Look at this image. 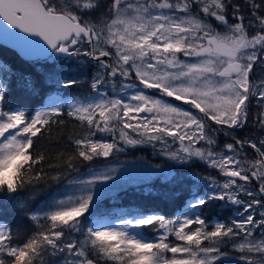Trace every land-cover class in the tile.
I'll use <instances>...</instances> for the list:
<instances>
[{
    "label": "snow or ice",
    "instance_id": "6c2138e0",
    "mask_svg": "<svg viewBox=\"0 0 264 264\" xmlns=\"http://www.w3.org/2000/svg\"><path fill=\"white\" fill-rule=\"evenodd\" d=\"M0 35L57 88L0 62V264H264V0H0ZM134 151L171 211L104 206Z\"/></svg>",
    "mask_w": 264,
    "mask_h": 264
},
{
    "label": "trees",
    "instance_id": "16d2710c",
    "mask_svg": "<svg viewBox=\"0 0 264 264\" xmlns=\"http://www.w3.org/2000/svg\"><path fill=\"white\" fill-rule=\"evenodd\" d=\"M0 62L8 63L20 72L23 71L25 74H32L36 81L39 95L29 96L27 93L21 91L19 88L13 90V101L22 105H27L31 110L33 106L39 107L44 104L48 96L54 94L57 91L55 85L51 84L47 80L49 69L53 65V62L46 59H36L35 61L25 59L20 56L17 51L11 47L0 44ZM72 70H75V65H72ZM86 88V86H85ZM85 89L67 90V94L71 95L73 91H83ZM63 93L64 89H60ZM251 131V130H250ZM141 157L146 160H150L153 164L163 163L162 161L153 158L148 151H134L129 153L126 157L122 156L121 161H141ZM197 170L203 171L202 168ZM215 175V173H212ZM124 187L128 189L127 192L116 189L114 192V198L105 202V207H112L113 205L127 206L129 204H142L154 202L160 208H167L169 211L173 209V201L175 197H169L168 194L163 193L160 187V179L152 178L149 181L139 183H132L128 178L124 180ZM130 182V183H129ZM139 185V187H137ZM146 189L151 190L154 195L148 196ZM118 193V195H117ZM208 214L213 217H224L231 214V210L225 208L221 203L217 202L210 209L207 210ZM17 214L13 210L10 204H0V218L7 219L9 221L15 220Z\"/></svg>",
    "mask_w": 264,
    "mask_h": 264
},
{
    "label": "rangeland",
    "instance_id": "374dc122",
    "mask_svg": "<svg viewBox=\"0 0 264 264\" xmlns=\"http://www.w3.org/2000/svg\"><path fill=\"white\" fill-rule=\"evenodd\" d=\"M128 162L129 163L125 165V173L122 175L121 179L124 178L125 180L128 178L134 184H140L141 182H146L152 179L147 178V169H145L142 165H139L142 161H135L137 164H132L133 161Z\"/></svg>",
    "mask_w": 264,
    "mask_h": 264
},
{
    "label": "water",
    "instance_id": "95a60500",
    "mask_svg": "<svg viewBox=\"0 0 264 264\" xmlns=\"http://www.w3.org/2000/svg\"><path fill=\"white\" fill-rule=\"evenodd\" d=\"M0 43L5 44V45L15 49L23 58L29 59L23 55V53L19 50V48L13 46L10 39L4 37L3 35H0ZM40 59H44V58L41 57Z\"/></svg>",
    "mask_w": 264,
    "mask_h": 264
},
{
    "label": "bare ground",
    "instance_id": "6f19581e",
    "mask_svg": "<svg viewBox=\"0 0 264 264\" xmlns=\"http://www.w3.org/2000/svg\"><path fill=\"white\" fill-rule=\"evenodd\" d=\"M0 44H2V43H0ZM12 49H13V48H12ZM14 50H15V49H14ZM15 51H16V50H15ZM17 53H18V52H17ZM18 54H19V53H18ZM19 55H20V54H19ZM20 56H21V55H20ZM38 59H40V58H38ZM29 60H31V59H29ZM54 94H55V93H54ZM46 102H47V100H46ZM46 102H45V103H46Z\"/></svg>",
    "mask_w": 264,
    "mask_h": 264
}]
</instances>
